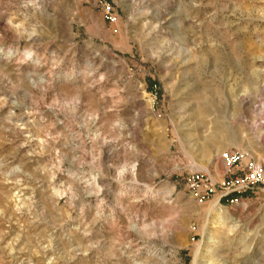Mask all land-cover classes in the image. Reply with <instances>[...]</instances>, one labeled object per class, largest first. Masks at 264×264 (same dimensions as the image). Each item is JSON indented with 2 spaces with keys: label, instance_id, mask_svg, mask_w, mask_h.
Wrapping results in <instances>:
<instances>
[{
  "label": "rangeland",
  "instance_id": "obj_1",
  "mask_svg": "<svg viewBox=\"0 0 264 264\" xmlns=\"http://www.w3.org/2000/svg\"><path fill=\"white\" fill-rule=\"evenodd\" d=\"M108 2L0 0V264H264V190L185 183L264 172V0Z\"/></svg>",
  "mask_w": 264,
  "mask_h": 264
},
{
  "label": "built area",
  "instance_id": "obj_2",
  "mask_svg": "<svg viewBox=\"0 0 264 264\" xmlns=\"http://www.w3.org/2000/svg\"><path fill=\"white\" fill-rule=\"evenodd\" d=\"M95 6L109 23L116 22L117 17L108 0H95ZM152 104H155V97L152 99ZM220 160L224 167L225 177L219 184L214 183L209 175L203 172H191L185 177L189 193L199 203L205 202L214 193L216 187L221 191L220 198L226 197L230 205L238 202L237 197H232V194H241L254 188L264 190L262 166L245 158L242 151L225 152L220 156Z\"/></svg>",
  "mask_w": 264,
  "mask_h": 264
},
{
  "label": "bare ground",
  "instance_id": "obj_3",
  "mask_svg": "<svg viewBox=\"0 0 264 264\" xmlns=\"http://www.w3.org/2000/svg\"><path fill=\"white\" fill-rule=\"evenodd\" d=\"M197 257V256H196ZM196 260V259H195Z\"/></svg>",
  "mask_w": 264,
  "mask_h": 264
}]
</instances>
